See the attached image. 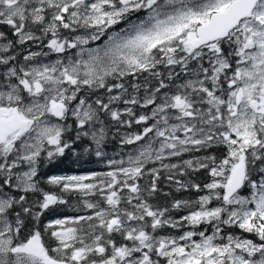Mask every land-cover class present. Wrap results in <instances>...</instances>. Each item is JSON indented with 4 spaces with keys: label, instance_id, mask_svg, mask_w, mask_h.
Returning <instances> with one entry per match:
<instances>
[{
    "label": "snow or ice",
    "instance_id": "obj_1",
    "mask_svg": "<svg viewBox=\"0 0 264 264\" xmlns=\"http://www.w3.org/2000/svg\"><path fill=\"white\" fill-rule=\"evenodd\" d=\"M0 264H264V0H0Z\"/></svg>",
    "mask_w": 264,
    "mask_h": 264
},
{
    "label": "trees",
    "instance_id": "obj_2",
    "mask_svg": "<svg viewBox=\"0 0 264 264\" xmlns=\"http://www.w3.org/2000/svg\"><path fill=\"white\" fill-rule=\"evenodd\" d=\"M84 168H87V169H102L103 168V165H96V164H91V165H85ZM82 169L79 167V166H61V168L59 169H54L55 172L57 173H60V172H65V171H69V172H79L81 171ZM73 203H75V201H73ZM65 211L68 213V214H71V208H66ZM51 218V217H49Z\"/></svg>",
    "mask_w": 264,
    "mask_h": 264
}]
</instances>
